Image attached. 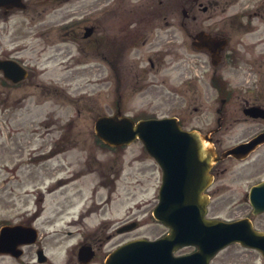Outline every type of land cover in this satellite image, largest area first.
I'll return each instance as SVG.
<instances>
[{"label": "rangeland", "instance_id": "obj_1", "mask_svg": "<svg viewBox=\"0 0 264 264\" xmlns=\"http://www.w3.org/2000/svg\"><path fill=\"white\" fill-rule=\"evenodd\" d=\"M216 1L217 4L205 12L195 8L196 30L208 28L219 31L227 15L243 7L246 10L254 7L251 1L247 4L250 6H243L238 0L222 11L221 3ZM90 2L86 0L85 3ZM79 7L80 1L72 0L49 15L46 23L52 30L48 39L53 42L49 50L50 60L38 61L34 73L18 87L11 84L4 86L0 81V198L6 199L10 195L7 193L9 190L18 192L13 197L14 208H3L0 204V221L17 219L20 212L40 206L41 203H36L37 197H24L22 193L37 191L39 197L44 196V204L49 206L44 214L52 222L50 227L39 230V241L56 244L48 252L57 257L59 263H63L71 247L83 238L96 239V244L101 247V257L102 251L111 250L129 239H154L167 232V228L152 216L161 180L158 164L139 140L112 149L101 145L94 133V120L100 114L112 112L117 93L115 95L111 85L104 80L108 69L93 50L87 47L80 49L75 42L67 44L68 39L58 31L63 21L77 19L81 12ZM175 13L180 18V9H176ZM208 15L210 18H207ZM18 19L0 21V53L25 44L21 54L34 58L39 45L32 49L33 38L29 36L23 39V43L19 42L23 37L15 31L20 23ZM256 25L259 30L264 29V24ZM23 29L24 33H28L31 28L26 23ZM174 30L178 46L177 52L171 56V66L164 70L167 75L163 77L167 81L152 86L153 91L148 92L149 86L145 87L142 94L134 91L131 85L122 87V109L134 118L176 115L178 112L189 128L204 130L209 126L215 127L217 113L214 107H218L220 102L208 85L210 71L204 62L205 55L192 49L190 37L180 27ZM158 48L148 43L142 54L150 56ZM49 54L46 52V55ZM141 63L148 66L144 59ZM42 65L46 67L40 68ZM221 72L233 86L243 76L235 62L223 67ZM190 78L195 79L192 84L183 85L185 79ZM157 80V77L149 76L148 81L156 83ZM157 88L163 94L156 91ZM7 89L9 95L3 94L2 91ZM171 97L179 105L177 112L169 108L171 103L168 98ZM233 99L226 105V119L214 135L219 141V151L247 135L244 132L250 125L235 120L240 115L236 111L237 102ZM263 153L264 150H261L244 160L228 157L219 163L209 187L208 217L230 220L247 216L250 206L244 194L251 184L264 177V169L254 170L256 160ZM33 164H46L49 174L40 173L37 177L30 174ZM74 172L77 173L74 176H85L81 183L68 177ZM63 177H67L65 183L58 180ZM43 180L41 186L51 185V189L45 188L50 191L48 195L37 189L36 184ZM96 187L94 200L90 201ZM19 194L22 197H18ZM23 200L25 203H22ZM64 206L67 208L62 209ZM132 221L137 222L135 228L121 233L116 231ZM253 222L257 229L264 230V214L254 216ZM68 231L72 234L69 235ZM27 250L30 255L31 248H25V252ZM193 250V246H184L176 254ZM27 258L25 253L18 260L3 256L0 257V264H26ZM210 264H264V259L258 251L234 243L221 250Z\"/></svg>", "mask_w": 264, "mask_h": 264}, {"label": "flooded vegetation", "instance_id": "obj_2", "mask_svg": "<svg viewBox=\"0 0 264 264\" xmlns=\"http://www.w3.org/2000/svg\"><path fill=\"white\" fill-rule=\"evenodd\" d=\"M69 1L72 0H0V21L5 22L19 18L20 23L15 29L17 33L22 35L18 36L23 37L19 39V42L23 43V39L29 36L33 38L32 49H36L37 45H39L34 58H26L21 54V51L26 48L25 44L20 47L14 46L8 52L0 53L1 59L15 60L27 70V76L16 82L5 78L4 72L0 70L2 85L20 86L30 74L34 73L33 69L38 67V61L50 60L49 50L53 42L48 39V33L52 29H50L46 21H48V17L53 10ZM79 1L80 15L71 22H67L68 19L63 21L58 31L62 37L68 39L67 44L75 42L80 49L86 47L92 49L104 63L108 69L104 80L111 85L115 95L117 93L116 100L111 107L112 112H115L117 108L122 110V101L124 99V95L121 93L122 87L131 85L134 91L142 94L141 92L145 87L149 86L148 92L153 91L152 86H158L167 81L163 77L167 75L164 70L167 71L171 66V56L177 52L176 48L178 46L175 41L174 29L180 27L190 37L191 42V38L196 33L197 15L195 8L205 12L210 6L217 4L216 0H214V3L212 0H207L206 2L203 0H91L90 3H85L86 0ZM234 1L237 2L238 0H218V3H221V10L225 11L227 5L231 6ZM239 1L243 6L254 4V7L251 10H246L243 7L239 11L236 10L231 15H227L222 21L221 29L212 32V34L223 37L227 41L226 46L219 54V64L217 66L211 64L208 51L203 49L200 53L202 52L205 55L206 59L204 62L210 71L208 85L213 89L215 98L219 97L223 103L220 107H214L217 113L216 124L220 120L222 127V123L227 116L226 105L234 100V97L237 102L236 111L240 115L235 120L250 125L244 132L247 135L241 136L240 139L230 146L239 142H246L251 138H258L259 142L251 152L250 155H252L264 150V29L259 30L256 25L258 23L264 24V0ZM250 1L252 3L247 5ZM176 9L181 11L180 18L175 13ZM207 18H210V15ZM26 23L31 28L28 33L34 29L29 34L23 32ZM206 29L211 32L208 28ZM160 31H162L161 35L159 34ZM148 43L152 47L157 45L159 48L153 51L150 56H144L142 54L144 46ZM46 52L49 55H46ZM143 59L146 60L147 67L142 65ZM233 60L243 73V76L233 88L231 86L230 89L221 87V91L224 93L220 95L218 90L220 84L214 77L220 67L226 68L227 64ZM45 67V65L40 66V68ZM220 73H222L221 70ZM149 76L152 78L157 77V82H149ZM185 80L183 85L192 84L195 79ZM156 91L163 94L160 88H157ZM2 93L9 95V90L2 91ZM168 101L171 103L169 108L177 112L179 105L174 101V98H168ZM252 107L258 108L263 115L258 112L255 116H250L247 110ZM174 116L179 121H182L178 112ZM213 128V126L204 128L202 133H206ZM216 133L212 134V140L217 149L219 141L214 138ZM39 136L42 137L41 134ZM218 162L212 168L214 178L217 173ZM263 169L264 153L260 155L254 165L256 172ZM40 173L43 175L49 174L46 164H33L30 174L37 177ZM262 179L264 177L259 178L257 181ZM34 191L22 193L24 197H37L36 203H41L40 206L34 207L33 210L20 212L17 219H2L0 228L5 225L21 224L31 226L39 233L40 229L51 226V218L46 217L44 214L45 210H49V206L44 204V196L39 197L38 192L35 191L36 195ZM7 193L10 195L6 199L1 196L0 204L3 208H14L13 203L15 201L13 197L18 192L9 190ZM17 196L22 197L20 194ZM22 203H25V201L23 200ZM10 239H13V237ZM84 245L88 246L89 252L92 254L88 262H84L87 257L79 258L77 255V248ZM53 246L56 245H51L47 241L40 242L38 238L34 243L23 245V255L25 253L26 257H28L26 264H104L106 258L99 257L101 247L96 244L94 237H91V239L84 238L73 246L68 253V257L63 258V263L57 262V257H53L50 253L51 257H48V251ZM28 247L31 248L30 255L28 250L25 252V248ZM39 250L43 252L40 255L38 254ZM102 252L105 255L106 250ZM3 256L10 257V255L0 254V257ZM120 261L121 258L117 257L113 264H121Z\"/></svg>", "mask_w": 264, "mask_h": 264}, {"label": "water", "instance_id": "obj_3", "mask_svg": "<svg viewBox=\"0 0 264 264\" xmlns=\"http://www.w3.org/2000/svg\"><path fill=\"white\" fill-rule=\"evenodd\" d=\"M195 40L198 48H206L216 56L224 46L222 39L205 32L197 33ZM0 69L12 81L25 76V70L12 60H0ZM94 129L110 145L128 144L139 138L159 162L163 169V182L153 215L170 228L167 234L154 240H129L111 251L108 257H180L173 259L175 264H208L219 249L232 242L255 248L264 257V231L255 230L246 218L230 222L207 219L205 206L208 197L202 193L211 180V164L228 155L244 156L254 148L253 141L238 144L217 157L208 135L183 129L175 117L146 118L135 122L119 111L97 117ZM250 202L254 213L264 211V181L251 188ZM135 226L136 223L132 222L118 231ZM8 231L18 233L23 229L18 225L1 229L0 253L9 252L18 256L21 251L15 250L17 243L9 246L3 241ZM185 244H194L197 249L189 254L174 256L173 251ZM80 254L86 255L87 252L80 250ZM110 261L111 258H108L105 264H111ZM140 262L141 259H134L129 264Z\"/></svg>", "mask_w": 264, "mask_h": 264}, {"label": "bare ground", "instance_id": "obj_4", "mask_svg": "<svg viewBox=\"0 0 264 264\" xmlns=\"http://www.w3.org/2000/svg\"><path fill=\"white\" fill-rule=\"evenodd\" d=\"M71 234H72V232L69 233V235H71Z\"/></svg>", "mask_w": 264, "mask_h": 264}]
</instances>
